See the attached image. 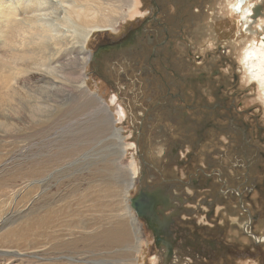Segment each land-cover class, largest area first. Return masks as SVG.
Masks as SVG:
<instances>
[{"label":"rangeland","instance_id":"obj_1","mask_svg":"<svg viewBox=\"0 0 264 264\" xmlns=\"http://www.w3.org/2000/svg\"><path fill=\"white\" fill-rule=\"evenodd\" d=\"M172 1L159 0L163 8L162 12L159 13L161 20L168 25L173 33L176 32L175 15L179 6L180 10L185 11L182 14V17L185 16V23L183 21L185 34L187 33L188 38L190 36L193 38V46L197 47V54L212 51L215 44L224 46L226 53L229 56L231 55L237 63V68L240 71L239 75L242 79L241 84L250 89L249 95L245 94L243 96V98L245 97L243 105L253 104L258 108L261 123L264 124V87H259L254 81L250 80V76L242 63L245 51L255 46L259 41L262 33L260 26L264 24V17L256 24H248L249 22L247 23L240 18V13L234 11L233 0H204V11L201 13L195 12L197 7L200 6L197 0H188V3L185 0L183 2L185 8H182V5L180 7V1L177 0V3ZM258 1L247 0L243 7H247L250 3L254 5ZM99 2L107 8V18L111 21H117L114 24V31L117 34L125 29L131 17L138 15V13L141 14L140 7L138 8V3L135 0H99ZM168 7L171 9L170 12ZM101 8H98L99 11ZM50 14L51 16L56 15L54 12ZM58 23V28H66L61 20ZM68 29L72 31L69 33L70 35L79 32V30H74L72 27ZM96 32L98 31L91 34L86 43L85 51L87 53L94 49L92 44L97 40L95 37ZM184 45H177V55L173 56V61L179 64L178 60L183 59L187 66L192 69L188 60L183 58ZM175 57L178 60H175ZM3 59L4 64L0 66V264H43L44 260L56 258L48 254L43 255L44 250L40 251L36 247V242L32 241L35 235H31V238L26 236L19 223L23 219L25 220L26 215L30 213V224L34 226L36 218L30 212L31 209L38 210L43 200H56L60 198V195L63 200L58 203L64 205L65 208L74 210L73 215L67 216L66 224L95 227L100 219L102 224L106 223L105 225H107L108 221L109 225L114 224L113 221L120 217L125 222V228L128 229L129 233V241L126 247H130L131 244L135 243V235L140 239L135 264H159V259L154 253L152 235L142 219L141 223L139 222L132 203L129 201L130 197L135 196L134 194L140 186H145V183H158L157 178L154 179L153 175L148 178V181L145 180L146 177L141 175V164L133 158V141L125 132V121L135 126L138 125L140 112L145 106L148 107L147 103H149V98L144 96L145 87L141 84L142 81L140 83V80H138L137 85L130 87L132 83L129 84L124 78L125 76L136 75V70L128 72L132 67L114 65L117 62L114 61L118 60V57L102 58L100 60L98 58L99 65L92 63L94 71L88 70V65H85L83 82L87 93L81 90L73 91L70 86L64 87L65 89L68 88L70 93L66 96L61 95L62 92L59 91L58 119L41 117L38 123L37 120L32 118L28 120L26 117L25 119L19 117L28 104L26 88L23 87V85L28 84L25 65L13 55H7ZM42 68L44 67L42 66ZM56 69L58 73L60 71L59 80L64 84L77 83L79 70L76 63L72 61V54L70 60L59 64ZM190 69L183 71H186V73L195 72L194 68L193 70ZM93 73L105 74L116 80V82L123 84L119 86L122 91L119 92L117 89L116 94L117 96H123L125 106L120 101L111 100L112 97L105 92L102 81H91ZM30 83L35 84L34 80H31ZM125 83L129 85L125 86ZM10 87H15L16 92L9 91ZM119 103L121 104L120 107L118 106ZM99 104L102 107L106 106V108L103 107L102 109ZM122 106L126 110V114ZM124 115L126 116L125 121L121 120ZM119 121L124 124H119ZM159 126L163 125L157 122L152 127L148 126V129L142 135L140 148H142L143 155L146 158L153 160L162 170L163 167L165 168V176L177 175L186 178L188 173L193 171V168L190 169L186 165L202 167L209 172L211 168H219L222 170V179L224 178L227 181L228 187L238 185L243 197L250 201V207L255 209L250 210V222L252 223V218H256L252 227L249 225L251 223L247 214H245L246 212L239 210L238 204L240 205V203L237 204L236 195L232 193L230 195H227V193L225 195L221 194L218 181L215 178L209 183V188L201 190L188 187L186 194L196 196L194 200H188V204H186L190 208L189 210H195L194 218H199L202 222L200 223L212 231H214L215 226L212 220L215 219L217 225H221L218 232L222 240L220 241L222 243L221 257H223L221 264H264V243L255 242L247 234L250 231L258 236L264 235V196L262 200L258 197V193H248L251 182L241 184L244 181V168L240 165L241 156L239 154H241V151L229 147L223 134H216V138L210 136L212 142H209L207 146L203 145L204 147L198 148L194 144L195 135L191 133L188 141L182 142L183 146L180 147L177 157L168 160L166 144L168 142L167 148L170 152L171 145L169 142L172 140L168 139L170 137L176 140L178 135L169 134L166 136L167 132L163 136L157 137V139L162 140V144L159 146L152 139ZM113 128L119 131L121 144H118L112 135ZM176 129L173 130L174 133L177 131ZM183 132L185 133L184 130ZM178 137L182 139L180 135ZM207 137L209 138V136ZM198 149L200 151L205 150L206 154L209 155H200L201 152L198 153ZM186 152L195 154L188 164L178 167L176 161L187 158ZM251 155H253V152ZM255 155L256 158L252 164L253 166H250L249 174L253 176V180H257V185H261L264 180V155L257 154L256 151ZM72 157L74 159L79 157L78 164L65 169H58L59 165ZM233 162L235 165H231ZM259 165L262 168H259ZM131 171H134L135 177L132 180L133 185L128 187ZM126 191L127 197L124 198ZM186 191L187 188L178 190L179 193ZM204 199L212 200L216 204L213 209L215 214L210 219L208 217L203 218L202 215L196 212V210H210L203 204L202 200ZM104 204L107 205L106 208H104ZM97 210H101V212ZM110 210H113L112 213ZM54 213L55 210L50 211L51 215H54ZM133 217L138 220V224L133 223ZM218 217L220 220H218ZM246 222H249V224L246 225ZM134 229L136 232L133 231ZM13 230H16L18 234H13ZM133 233H135L134 236ZM82 234L84 237L89 236V233ZM200 234L205 235L204 232ZM30 242L33 244L29 245ZM203 245L210 247V242L206 241ZM67 250L73 253L72 247H68ZM84 251L86 255L75 253L69 256H74L79 261L89 260L90 264H94L93 262L104 263L112 257L118 258L120 256L121 262L119 264H130L129 260V262L123 260L130 257V253L120 255L121 251L115 245H93L87 242ZM66 255L68 254L62 256ZM224 255L227 256L224 258ZM202 261L204 264L217 263L208 258H203Z\"/></svg>","mask_w":264,"mask_h":264},{"label":"flooded vegetation","instance_id":"obj_2","mask_svg":"<svg viewBox=\"0 0 264 264\" xmlns=\"http://www.w3.org/2000/svg\"><path fill=\"white\" fill-rule=\"evenodd\" d=\"M135 1L138 3V8L140 7L141 14L138 13V15L131 17L125 29L118 34L109 30L96 32L97 40L92 44L94 49L89 51L90 56L86 65H88V70L94 71L95 63L99 65L98 58L100 60L118 57V60L114 61H117L114 65L132 67L128 72L136 70V75L128 77L124 75L125 80L129 84L132 83L130 87L137 85L138 80L140 83L142 81L141 84L145 87L144 96L149 98V103H147L148 107L145 106L140 112L138 125L127 123L125 115L122 116L121 120L125 121L127 130L125 132L133 141V158L141 164V175L146 177L145 180L147 181L152 175L154 179L157 178L158 180L156 184L145 183V186H140L134 194L135 196L130 197V199L136 198L138 201L148 203L152 196L153 201L158 202L154 213L147 218L148 221L141 216L136 217L140 223L142 219L152 235L154 253L159 259V264H204L203 258L221 264L223 257H221L222 243L220 241L222 240L221 235L218 234L221 225H217L215 219L212 220L215 225L214 231H212L201 224L199 218H194L195 210H189L190 208L186 204H188V200H194L196 196L186 194L188 187L203 190L209 188V183L215 178L218 181L221 194L230 195L232 193L236 195L237 204L242 203L243 205L238 204L239 210L255 209L250 207V201L243 197L238 185L228 187L227 181L222 179L221 169L211 168L209 172L202 167L186 165L195 153L186 152L187 158L176 161L178 167L186 165L190 169L193 168V171L188 173L186 178L177 175L165 176L164 167L162 170L157 163L143 155V150L140 148L142 135L148 126L152 127L157 122L163 125L159 126L152 136L157 145L161 146L162 144V140L157 139V137L163 136L167 132L166 136L169 134L180 135L182 139H179L178 136L176 140L169 137L168 140H172L169 142L171 145L170 152L167 148L168 142L166 144L167 159L172 160L177 157L180 147L188 141L191 133L195 135L194 144L198 148L211 143L210 136L216 138V134H223L229 147L241 151V154L238 153L241 156L240 165L244 168V181L241 184L251 182L248 193H258V197L262 199L264 180L261 185H257V180H253V176L249 173L250 166L256 158L255 151L257 154L264 155V124L261 123L258 108L253 104L243 105L245 99L243 96L249 95L250 89L241 84L242 79L237 63L231 55L226 53L224 46L215 44L212 51L197 54V47L193 46V38L191 36L188 38L184 31L185 16L182 17V14L185 11L180 10L179 6L177 7L178 11L175 15L177 31L173 33L159 17V13L163 9L159 0ZM173 1L176 3L180 1V7L182 5V8H185L183 5L185 0ZM186 1L188 3V0ZM197 1L200 6L195 12L201 13L204 11L205 1ZM241 1H243V5L245 0ZM262 1L255 2L251 7L253 9L252 16H256V19L264 17V2ZM168 11H171L169 7ZM234 11L238 13L237 9ZM261 32L264 33L263 26ZM181 43L185 44L182 53L183 58L188 60L192 69L187 66L183 59L178 60L175 57L179 64L173 61V56L177 55L176 47L178 44L182 45ZM193 68L195 69L193 73L183 71L186 69L193 70ZM91 81H102L105 92L112 97L111 100L120 101L125 106L123 96L116 94L117 89L119 92L122 91L119 87L123 85L122 83L116 82L105 74L94 73ZM128 85L125 83V86ZM133 99L135 100L134 96ZM118 106L120 107L121 104L119 103ZM123 110H125L124 107ZM124 112L126 114V110ZM119 124L124 123L119 121ZM175 129L177 131L174 133L173 130L175 131ZM200 152V155H209L206 154L205 150L200 151L198 149V153ZM252 152L253 155H251ZM231 165H235L234 162ZM259 168L262 166L259 165ZM182 188H187V191L179 193L178 190ZM202 201L205 207L210 210H196V212L203 218H212L215 214L213 210L216 206L215 202L205 199ZM218 220H220L219 217ZM252 220L254 221L255 218ZM245 224H249V222ZM216 230L217 232H215ZM201 232L207 236L201 235ZM212 236L214 237L212 238ZM206 241L210 242V247L203 245ZM225 256L227 255H224V258Z\"/></svg>","mask_w":264,"mask_h":264},{"label":"bare ground","instance_id":"obj_3","mask_svg":"<svg viewBox=\"0 0 264 264\" xmlns=\"http://www.w3.org/2000/svg\"><path fill=\"white\" fill-rule=\"evenodd\" d=\"M242 3L243 1L241 0H233V9L238 10L239 16L243 21L253 24L262 20L263 17L256 19V16H252L253 9L251 7L253 3H250L247 7H243L245 3L243 5ZM99 7H102L100 11ZM51 12L56 15H52V17ZM250 17L256 20H252ZM59 20L66 25V28L57 27ZM116 22L107 18V8L103 7L99 0H0V66L4 64L3 58L7 55L17 57L25 65V75L28 84L23 85V87L26 88L28 104L23 114L19 116L20 119H25L26 117L29 120L32 118L37 120L38 123L41 117H49L53 118V120L58 119L57 103L60 102L59 93L62 92L61 95L66 96L70 93L68 88H64L66 86H70L73 91L81 90L87 93L83 82L84 67L90 56L85 51L86 43L94 31L107 29L114 31ZM262 26L264 27V24L260 26V29ZM69 27L74 28V30L77 29L79 32L75 35H70L69 33L72 31L68 29ZM71 54L72 61L76 63L79 74L76 80L77 83H68L66 85L59 80L60 71L58 73L56 68L64 61L70 60ZM242 63L250 76V80L254 81L259 87H264V33L260 34L259 41L255 46L245 51ZM31 80H34V85L30 83ZM9 91L15 93L16 89L15 87H10ZM99 105L102 109L103 107L106 108V106L102 107L101 104ZM112 135L118 144H121L122 140L117 129H112ZM78 160L79 157L76 159L72 157L70 160L66 159L62 165L58 166V169H65L71 165L78 164ZM134 177L135 173L131 171L128 187L133 185L132 180ZM124 194V198L127 197V191ZM61 200H63L61 195L56 200L45 199L38 210L31 209L30 212L36 218L34 226L30 224V213L26 215L25 220L23 219L19 223L21 226L19 227L24 229L26 236L31 238V235H35L32 241L36 242V247L40 251L44 250L43 255L48 254L56 257L44 260L43 264H90L89 260L83 259L79 261L74 256H69L75 253L86 255L84 247L87 242L93 245H115L121 251L120 255L130 253V257L123 260H129L130 264L136 263L140 239L133 233V236L135 235V243L132 245L129 242L131 244L130 247H126L129 241V233L122 218L118 217L113 221L114 224L111 223L109 225L108 221L107 225H105L106 223L102 224L100 219L95 227L89 225L71 226L66 224L65 221L67 216L73 215L74 210L59 204L58 202H61ZM104 205V208H106L107 205ZM51 210H55L54 215L50 214ZM97 211L101 212V210ZM136 216L138 215L136 214ZM132 221L138 224V220L135 217L132 218ZM254 223L255 221L252 222V224ZM251 226L253 227V225ZM13 231V234H18L16 230ZM137 232L139 233L140 231ZM82 233H89V236L84 237ZM32 244L30 242L29 245ZM68 247H72L73 253L68 252ZM63 254L68 255L62 256ZM119 257H112V259L104 263L91 262L94 264H119L121 262Z\"/></svg>","mask_w":264,"mask_h":264},{"label":"water","instance_id":"obj_4","mask_svg":"<svg viewBox=\"0 0 264 264\" xmlns=\"http://www.w3.org/2000/svg\"><path fill=\"white\" fill-rule=\"evenodd\" d=\"M131 203L136 214L147 220V218H149V216L154 213L155 206L157 205L158 202L155 200L153 201V197L151 196V200H148V203L140 200L138 201V199L136 198L131 199ZM245 211L249 217V220L251 221L250 210H245Z\"/></svg>","mask_w":264,"mask_h":264},{"label":"built area","instance_id":"obj_5","mask_svg":"<svg viewBox=\"0 0 264 264\" xmlns=\"http://www.w3.org/2000/svg\"><path fill=\"white\" fill-rule=\"evenodd\" d=\"M240 206H243L242 203H240ZM245 211V210H244ZM246 212V211H245ZM251 225V224H249ZM248 236H250L251 238H253V240L257 243H264V235L258 236L255 233L252 232H247Z\"/></svg>","mask_w":264,"mask_h":264},{"label":"trees","instance_id":"obj_6","mask_svg":"<svg viewBox=\"0 0 264 264\" xmlns=\"http://www.w3.org/2000/svg\"><path fill=\"white\" fill-rule=\"evenodd\" d=\"M264 251V250H263ZM260 254H261V252H260Z\"/></svg>","mask_w":264,"mask_h":264}]
</instances>
